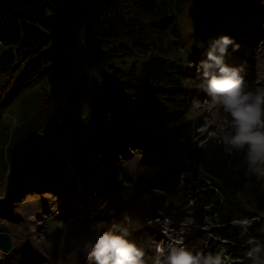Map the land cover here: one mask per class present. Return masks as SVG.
<instances>
[{"label": "trees", "instance_id": "16d2710c", "mask_svg": "<svg viewBox=\"0 0 264 264\" xmlns=\"http://www.w3.org/2000/svg\"><path fill=\"white\" fill-rule=\"evenodd\" d=\"M186 3L194 46L226 25L228 3L257 18L264 12V0H0V43L7 46L0 53V74L11 75L24 64L25 79L38 84L37 109L12 127L1 145L0 181L8 159L35 139L39 142L31 158L38 155L36 163L57 175L61 167L50 154L65 141L81 177L111 196L121 215L130 208L128 196L151 186L141 174L122 179L118 172V147L125 139L141 137L147 148L157 150L163 171H189L187 179L210 207L213 232L228 239L231 255L244 257L249 236L264 242V178L249 172L246 149L229 150L223 143L230 126L213 136L198 129L203 115L190 111L194 92L185 80L192 59L181 53L179 39V16ZM64 10L69 21L63 18ZM74 22L83 23L90 45L107 46L103 56L135 58L127 70L112 67L119 84L101 99L84 126L61 142L39 140L45 131L56 129L55 117L71 115L80 102L79 80L87 69L79 76L70 48ZM54 39L58 42L41 53ZM251 216L259 219L247 233L233 223ZM240 261L250 264L245 257Z\"/></svg>", "mask_w": 264, "mask_h": 264}, {"label": "rangeland", "instance_id": "374dc122", "mask_svg": "<svg viewBox=\"0 0 264 264\" xmlns=\"http://www.w3.org/2000/svg\"><path fill=\"white\" fill-rule=\"evenodd\" d=\"M225 7L223 16L226 27L230 29L231 38L238 37L235 33L237 26L255 35L250 38L256 44L250 47V52H247L253 58L247 61L250 66L245 68L242 76L247 82L248 90L264 91V32L261 34V30L255 27V25L261 26V22L255 23L249 18L248 10L244 7H234L229 3ZM179 17L181 53L187 54L192 59L188 61L185 68V80L194 92L193 97H199L201 103L204 104L197 106L198 100L195 103L191 102L190 111L194 115H203L204 121L198 129L201 132L206 131V135H217L222 130L226 132L227 126L231 128L230 117L223 113L222 109L213 106L210 97L205 98V92L200 88L198 64L205 58L206 48L212 36L208 40L197 42L194 46L193 19L187 3ZM63 18L69 21V12L64 10ZM261 18L264 19V12ZM79 27V25L76 26L78 30ZM73 32V26H71L69 33L71 49L73 44L77 45V38L72 37ZM257 34L259 35L256 36ZM57 42L58 39L52 40L41 53L47 52ZM6 47L5 44L0 43V53ZM76 48L77 52L72 50L79 59L78 46ZM106 48L107 46L98 48L90 45V61L87 64V71L79 80V92H82L80 93L82 95L80 105L74 107L75 111L73 109L71 115L55 117L56 129L45 131L39 135V140L55 138L61 142L67 137V133H72L84 126L93 112L99 109L101 99L108 92L116 89L119 82L116 80L112 67L127 70L135 57L103 56L102 50ZM24 67V64L19 65L11 75L0 74V150L4 138L10 135L12 127L28 119L37 109L38 84L25 79ZM92 98L97 101L96 104L94 103L95 106ZM208 124L215 126L213 131L207 130ZM206 135L204 139L198 141V144L206 139ZM38 142L35 139L23 151H19L12 160L8 159L7 167L3 173L1 172L3 178L0 181V231H8L11 234L12 247L9 250L3 249L5 253L2 255L0 264H23L25 260L34 256V260L41 259V264H94L93 261L86 259L83 250L84 243L89 239H95L102 231L111 229L113 224H123V212L121 215L118 212L116 215L104 212V216H93L91 213H88V216L78 215L84 211L75 207L76 198L73 202L69 199L68 193L73 191V187L70 179L67 178L68 175L61 178L62 172L55 175L51 169H42L41 165L35 161L38 155L31 158ZM65 143L64 141L61 147L58 146L55 152L50 154L53 162L61 163L62 168L60 156L62 157L63 152L60 150ZM44 146L47 149L50 148L48 142ZM47 149L45 152L48 151ZM117 155L118 172L122 175V179H125L128 174H141L145 177V183L151 185L127 197L129 209L140 208L146 199L156 192L155 188L161 182L159 176L163 177L166 171L162 170L161 162L158 163L155 149L148 152L138 150L132 141L122 143V147H118ZM260 171L264 172V166H260ZM172 172L174 174L172 183L175 182L177 187L176 192L172 193L171 203V209L174 210L176 207V211L169 218L173 233H181V239L187 242L194 252L222 253L225 264H234L235 259L230 254L229 245L227 242H221L213 232V226L216 223L211 217L209 205L201 202L192 182H181L180 173ZM51 173L55 177H51ZM187 173H189L188 170ZM32 175L38 176L36 180L41 179L39 184L46 182L48 186L42 185L40 189L35 187L26 190V179ZM260 176L264 178V175ZM61 181L62 183L58 185ZM90 183H92L91 180L88 181V184ZM94 190L98 191L92 184L87 191ZM64 197L66 198L63 199ZM110 200L116 206L115 201ZM63 205L69 209L68 212L63 215L58 214L56 211L61 210ZM150 207L153 208V205ZM75 208L77 210L74 212ZM262 222L264 226V216ZM185 226H194V228L187 233Z\"/></svg>", "mask_w": 264, "mask_h": 264}, {"label": "clouds", "instance_id": "9594fccd", "mask_svg": "<svg viewBox=\"0 0 264 264\" xmlns=\"http://www.w3.org/2000/svg\"><path fill=\"white\" fill-rule=\"evenodd\" d=\"M230 47L238 51L240 45L228 35L209 40L205 58L198 64L200 88L210 97L213 106L222 109L231 119L232 130L222 137L223 143L229 150L246 149L249 172L264 175L260 171V166H264V91L248 90L241 75L244 66L226 62ZM258 219L243 217L233 223L241 227L242 233H247ZM130 235L129 226L113 224L111 229L84 243L86 259L94 264H146L145 250L130 240ZM246 243L245 258L250 264H264V242L249 236ZM155 253L153 264H225L222 253L194 252L171 238L166 246L163 242L156 243Z\"/></svg>", "mask_w": 264, "mask_h": 264}, {"label": "bare ground", "instance_id": "6f19581e", "mask_svg": "<svg viewBox=\"0 0 264 264\" xmlns=\"http://www.w3.org/2000/svg\"><path fill=\"white\" fill-rule=\"evenodd\" d=\"M73 25V24H72ZM80 26L79 27V34L80 35H83V37H85L86 38V41H87V46H89L90 45V39L88 38V37H86V35L84 34V25H83V23H79V22H76L75 23V26ZM74 26V25H73ZM77 38V41H78V37H76ZM74 39V38H73ZM63 42V41H62ZM64 43V42H63ZM62 43V47L63 48H65L66 49V45H64ZM77 46V45H76ZM76 46H74V44L71 46L72 47V49H74V51H76L77 52V48H76ZM253 46H255V44L253 45ZM76 55V54H75ZM77 57V56H76ZM251 58H253V56H251V55H249V57L247 58L248 60L249 59H251ZM77 61H78V65H79V68H77L78 69V74H79V76H81L82 75V66H81V63H80V57H79V59H78V57H77ZM94 102H93V104L95 103V100H93ZM62 182H60V184H61ZM59 184V185H60ZM64 186V185H63ZM86 195H87V193H85V194H83V196L81 197V201H84L85 199H86ZM159 199V194H152L151 196H149L147 199H146V201H145V203L143 204V206H142V211H143V213L145 214V216L147 217L148 215V212L151 210L150 209V205L152 204V203H154L156 200H158ZM75 207L76 208H78L79 207V204H77V205H75ZM75 208V210H74V212L77 210ZM79 209V208H78ZM88 209H91V208H89V207H86L85 209H84V212H83V214H85L86 212H87V210ZM66 211H68L67 209H65ZM162 218H163V223H165L166 224V218L164 217V215L162 216ZM251 218H253V217H251ZM250 218V219H251ZM235 220H238V219H235ZM160 226V224L158 223V222H154L153 224H152V226H151V230L152 231H150V233H154L157 237H164L165 235L164 234H161L160 233V231L158 230V227ZM170 226H172V224H170ZM149 228V227H148ZM167 231H169V229L167 228ZM151 235V234H150ZM169 240V232H168V235L165 237V240H164V245L166 246L167 244H168V241ZM144 242H146V237H145V241ZM182 243H180V245H181ZM239 259H241V258H239ZM149 262H150V260H148L147 262H146V264H149Z\"/></svg>", "mask_w": 264, "mask_h": 264}, {"label": "built area", "instance_id": "2783aa9c", "mask_svg": "<svg viewBox=\"0 0 264 264\" xmlns=\"http://www.w3.org/2000/svg\"><path fill=\"white\" fill-rule=\"evenodd\" d=\"M73 30L74 32L72 33V37H78V41H77L78 54L80 56V63L82 66V75H83L87 69V64L90 61L89 47L87 46L86 38L83 37V35L79 34V30L76 28L75 22H74Z\"/></svg>", "mask_w": 264, "mask_h": 264}, {"label": "water", "instance_id": "95a60500", "mask_svg": "<svg viewBox=\"0 0 264 264\" xmlns=\"http://www.w3.org/2000/svg\"><path fill=\"white\" fill-rule=\"evenodd\" d=\"M0 246L9 250L12 247V237L8 231H0Z\"/></svg>", "mask_w": 264, "mask_h": 264}, {"label": "crops", "instance_id": "0c3cea01", "mask_svg": "<svg viewBox=\"0 0 264 264\" xmlns=\"http://www.w3.org/2000/svg\"><path fill=\"white\" fill-rule=\"evenodd\" d=\"M80 101H81V99H80ZM80 104H78V106H79Z\"/></svg>", "mask_w": 264, "mask_h": 264}]
</instances>
